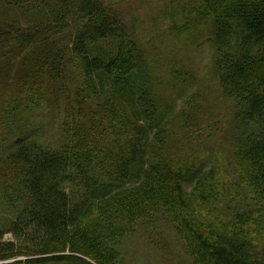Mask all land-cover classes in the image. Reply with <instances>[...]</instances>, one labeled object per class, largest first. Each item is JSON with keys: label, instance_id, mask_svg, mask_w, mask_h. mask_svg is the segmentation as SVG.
Here are the masks:
<instances>
[{"label": "trees", "instance_id": "1", "mask_svg": "<svg viewBox=\"0 0 264 264\" xmlns=\"http://www.w3.org/2000/svg\"><path fill=\"white\" fill-rule=\"evenodd\" d=\"M126 1L0 0V264H119L157 226L191 264H264V0L166 17L178 42L208 39L222 111L191 67L149 64ZM63 101L52 146L29 124Z\"/></svg>", "mask_w": 264, "mask_h": 264}, {"label": "rangeland", "instance_id": "2", "mask_svg": "<svg viewBox=\"0 0 264 264\" xmlns=\"http://www.w3.org/2000/svg\"><path fill=\"white\" fill-rule=\"evenodd\" d=\"M179 2L181 0H128L122 5L121 10L124 19L142 35L141 38L146 43L149 64L163 69L165 75L168 65L191 67L198 75V80L194 84L196 89H204L207 93L205 96L207 104L213 106L211 108L214 111H222L226 103L221 97L211 104V97L216 96L217 90L215 85H211L210 66L213 49L208 39L178 42L173 34L168 32L174 22L179 24L181 16L179 13L174 20H166ZM8 15L10 19H20L15 10L9 11ZM52 106L55 107L54 104ZM63 106L64 101L54 109L45 104L41 105L37 110V116L30 121V132L39 134L44 141L57 146L61 134L60 126L64 120ZM210 126V123L205 125L204 136L213 137L215 139L213 147L215 145L219 148L217 138L222 135V129ZM5 239L13 240L9 233L5 235ZM120 253L119 264H191V259L185 253L180 240L170 229L161 226H157L152 232H147L144 228L135 232L123 241Z\"/></svg>", "mask_w": 264, "mask_h": 264}, {"label": "water", "instance_id": "3", "mask_svg": "<svg viewBox=\"0 0 264 264\" xmlns=\"http://www.w3.org/2000/svg\"><path fill=\"white\" fill-rule=\"evenodd\" d=\"M13 260V259H12ZM12 260H10V261H12ZM2 262H7V261H2ZM1 263V262H0Z\"/></svg>", "mask_w": 264, "mask_h": 264}]
</instances>
